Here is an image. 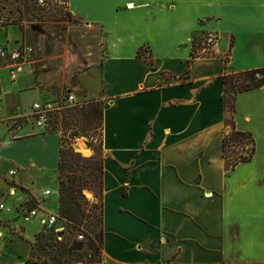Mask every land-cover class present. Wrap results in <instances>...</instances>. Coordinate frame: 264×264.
<instances>
[{"label": "crops", "instance_id": "crops-1", "mask_svg": "<svg viewBox=\"0 0 264 264\" xmlns=\"http://www.w3.org/2000/svg\"><path fill=\"white\" fill-rule=\"evenodd\" d=\"M67 6L99 26L106 48L100 71L105 260L264 263V84L234 101L232 123L252 134V157L230 168L222 152L231 129L222 76L264 67V0H67ZM206 33L217 37L210 54L192 58V36ZM142 47L149 57L137 54ZM34 85L25 67L13 82L0 67L2 117L36 96ZM4 124L0 193L10 168L18 171L21 191L32 188L23 171L50 170L57 180L59 134L18 126L11 136ZM11 220L14 227L9 216L0 221V264H71L26 262L29 239L15 238L22 245L12 246L4 225ZM15 227L18 236L25 233Z\"/></svg>", "mask_w": 264, "mask_h": 264}, {"label": "rangeland", "instance_id": "rangeland-1", "mask_svg": "<svg viewBox=\"0 0 264 264\" xmlns=\"http://www.w3.org/2000/svg\"><path fill=\"white\" fill-rule=\"evenodd\" d=\"M208 34L192 36L193 58L210 54L211 50H206L209 46ZM7 44L19 47L24 52L25 72L35 76L34 90L37 91L36 96L27 97L28 100L20 105L16 115L8 118L10 135H15V131L11 130L18 126H27L31 134L58 133L60 146L64 150L70 146L82 158H92L91 163L100 166L104 155L101 145V110L104 100L100 71L106 48L102 44L99 26L72 15L67 0H0V46ZM141 53L142 56L149 57L147 47H142ZM70 96L73 98L68 100ZM44 101L52 105V110L47 113L44 128L38 129L35 127L31 105L33 102ZM4 131L5 124L0 121V136ZM79 141L86 147L84 151L78 147ZM249 148L250 143L247 140L228 142L229 160L247 153ZM88 164L84 160L67 162V166L72 165L79 171L89 173L91 170ZM24 175L25 182L32 187L31 190L21 191L17 188L16 195L24 196L19 200L8 197L6 206L10 212L0 214L1 219L3 216L11 217L15 226H19L18 232H23L21 226L25 227V233L18 236L12 220L4 223L8 233L14 236L12 246L20 248L22 245L15 238H28L30 247H33L27 259L40 262L44 257L52 261V256L60 253V244L63 243L66 260L71 264H113L105 260L97 240L92 248L94 232H99L102 228V205L98 187H95L96 192L86 188L82 190L84 198H77V202L83 216L78 221L63 220V224L57 225L61 227L58 232L63 234L54 235L58 241L53 240L50 246H45L47 253L38 257L40 246L48 244V238L53 234H42L47 230L41 228L37 217L31 222H24L20 216H16L14 208L22 199L21 203L25 207H39L40 211L43 210L42 215L44 210L59 213L58 172L57 180L50 170L44 169L23 171ZM41 186L52 191L47 199L41 197Z\"/></svg>", "mask_w": 264, "mask_h": 264}, {"label": "trees", "instance_id": "trees-1", "mask_svg": "<svg viewBox=\"0 0 264 264\" xmlns=\"http://www.w3.org/2000/svg\"><path fill=\"white\" fill-rule=\"evenodd\" d=\"M138 55H143L141 53V48L137 52ZM193 58V55H192ZM223 82V93H222V102L224 109L227 113V122L231 124V129L228 133L223 136L222 140V152L223 157L226 160V165L230 168L234 167L239 162H244L249 160L254 153V139L252 134L248 131H238L234 128L232 123L233 111H234V101L235 95L242 91L252 90L260 87L264 84V67L246 69L242 71H226L222 76ZM102 118V110H101ZM247 140V143H250L249 151L243 155H238L236 158L229 160L227 154V145L230 141L243 142ZM92 158H82L78 153H75L73 149L69 146L67 150H64L60 146L59 149V161H58V181H59V202H58V211L60 215L57 225L63 224V220L67 222L78 221L80 217L83 216L82 211L79 209L77 198H84L82 194L83 189H90L93 192L95 187L100 189V200H101V189H102V161L100 166H97L96 163H91ZM78 161L84 160L87 161L88 168L90 172L87 173L83 170H78L73 168L72 165L67 166L68 161ZM62 218V219H61ZM101 219H102V210H101ZM53 234L49 236L48 244H42L40 246V252L38 257H41L43 254H46L47 251L45 246H50L53 240L57 242V238H54L57 234L53 229L43 231L42 234ZM55 235V236H54ZM94 242L92 243V248L96 245V240L102 247L103 240V228L99 232H94ZM43 242V241H42ZM33 245L30 247V252ZM70 249V248H69ZM29 252V253H30ZM65 246L60 244V253L58 255L52 256V261H48L44 257L43 261H29L26 259V262L29 263H71L66 260L65 257Z\"/></svg>", "mask_w": 264, "mask_h": 264}, {"label": "built area", "instance_id": "built-area-1", "mask_svg": "<svg viewBox=\"0 0 264 264\" xmlns=\"http://www.w3.org/2000/svg\"><path fill=\"white\" fill-rule=\"evenodd\" d=\"M42 2V0H40ZM217 37L213 34H208V47L206 50H211L212 46L216 43ZM26 63L25 54L19 47H6L0 46V67L8 69L9 79L13 82L17 79L18 75L23 72V67ZM73 97L70 96L68 100H71ZM32 113L35 118V127L38 129H43L45 126V121L47 118V113L52 110V105L48 101L44 102H33L31 105ZM0 121H3L8 126V118L2 117L0 113ZM9 131L10 127L8 126ZM16 128V127H15ZM14 128V129H15ZM12 132L15 130H11ZM16 168H10L4 176V180L7 183V189L0 193V214L3 212H10V209L6 206V199L8 197L14 196L15 188V176L17 175ZM52 194V191L45 189L42 192L43 198H47ZM22 201H18L17 205L14 208L16 216H20L24 222H31L34 218H38L41 228L44 230L53 229L55 232L61 230V227H57L56 223L60 219L59 213L56 212H43V216L39 217L38 213L40 211L39 207H25ZM43 211V210H42ZM2 219L0 218V221ZM81 237V236H79Z\"/></svg>", "mask_w": 264, "mask_h": 264}, {"label": "bare ground", "instance_id": "bare-ground-1", "mask_svg": "<svg viewBox=\"0 0 264 264\" xmlns=\"http://www.w3.org/2000/svg\"><path fill=\"white\" fill-rule=\"evenodd\" d=\"M78 147L81 148L82 151H84V148H86V147H84V144L81 141L78 142ZM81 150H79V151H81Z\"/></svg>", "mask_w": 264, "mask_h": 264}, {"label": "water", "instance_id": "water-1", "mask_svg": "<svg viewBox=\"0 0 264 264\" xmlns=\"http://www.w3.org/2000/svg\"><path fill=\"white\" fill-rule=\"evenodd\" d=\"M63 234V232H58L57 233V236H60V235H62Z\"/></svg>", "mask_w": 264, "mask_h": 264}]
</instances>
